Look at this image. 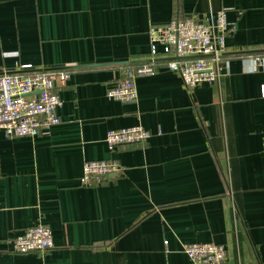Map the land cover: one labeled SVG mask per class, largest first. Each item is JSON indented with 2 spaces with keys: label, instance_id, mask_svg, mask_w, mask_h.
Segmentation results:
<instances>
[{
  "label": "crops",
  "instance_id": "crops-1",
  "mask_svg": "<svg viewBox=\"0 0 264 264\" xmlns=\"http://www.w3.org/2000/svg\"><path fill=\"white\" fill-rule=\"evenodd\" d=\"M225 10L233 27L219 82L185 87L160 46L138 98L107 97L150 61L148 31ZM66 69L62 122L36 137L0 129V264H192L186 243L214 242L224 264H264V0H0V73ZM152 136L118 146L111 129ZM123 170L81 183L88 160ZM45 224L54 247L13 251Z\"/></svg>",
  "mask_w": 264,
  "mask_h": 264
},
{
  "label": "built area",
  "instance_id": "built-area-1",
  "mask_svg": "<svg viewBox=\"0 0 264 264\" xmlns=\"http://www.w3.org/2000/svg\"><path fill=\"white\" fill-rule=\"evenodd\" d=\"M232 31L225 10L203 20L191 15L172 19L167 24L151 25L150 61L137 68H126L120 81L107 90V97L123 103L135 101L137 77L155 72L160 46H165L171 56L167 68L181 77L185 87L219 82L223 75L222 55ZM70 76L66 69L0 73V129L4 134L36 137L42 130L60 124L58 108L62 102L58 91ZM151 136L144 126L135 125L109 130L106 142L110 151H114L120 145L145 142ZM122 170L114 159L88 160L83 165L81 183L97 185L121 174ZM12 245L18 253H44L54 247L53 231L45 224L32 225L17 235ZM183 249L192 264H224L228 260L227 249L214 242L186 243Z\"/></svg>",
  "mask_w": 264,
  "mask_h": 264
}]
</instances>
